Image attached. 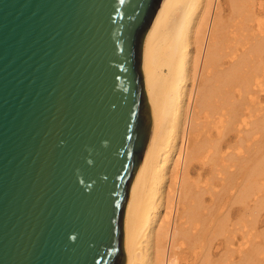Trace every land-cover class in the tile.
Returning a JSON list of instances; mask_svg holds the SVG:
<instances>
[{"label":"water","instance_id":"obj_1","mask_svg":"<svg viewBox=\"0 0 264 264\" xmlns=\"http://www.w3.org/2000/svg\"><path fill=\"white\" fill-rule=\"evenodd\" d=\"M162 0H0V264H126Z\"/></svg>","mask_w":264,"mask_h":264},{"label":"bare ground","instance_id":"obj_2","mask_svg":"<svg viewBox=\"0 0 264 264\" xmlns=\"http://www.w3.org/2000/svg\"><path fill=\"white\" fill-rule=\"evenodd\" d=\"M142 67L153 127L125 211L126 264H264V231L253 232L264 208V0H162ZM208 167L230 185L223 207L210 175L201 183Z\"/></svg>","mask_w":264,"mask_h":264},{"label":"rangeland","instance_id":"obj_3","mask_svg":"<svg viewBox=\"0 0 264 264\" xmlns=\"http://www.w3.org/2000/svg\"><path fill=\"white\" fill-rule=\"evenodd\" d=\"M262 102L264 103V99H263ZM263 103H262V104H263ZM235 157H236V156H235ZM237 158H238V157H237ZM238 159H239V158H238ZM238 159H237V160H238ZM239 161H242V160L239 159ZM233 162H234V161H233ZM234 163H235V162H234ZM239 163H240V162H239ZM239 163L236 162V163H235V164H236L235 167L232 168V169H236V170H238V171H239V170L241 171V168H240V167H242V165H240ZM238 164L240 165L239 168L236 167V166H239ZM242 164H243V162H242ZM207 171H208L209 173H208ZM211 172H213V171H211L210 167H208V170H206V172H203V174H202L201 176H199L200 178L202 177V178H201V179H202V182H201V183L207 185V183L210 182V181L207 180L205 177L210 175L209 178L211 179L212 184H215V185H213V187H214V188H215V187L217 188V186L220 187L219 184H221V182L223 183V181H222V180L220 181V180H219V177H218L217 180H219L218 182H220V183H218L217 180H215V178L213 179L214 175H213ZM206 173H207L208 175H207ZM198 174H199V171H195V173H193V178H194V177L196 178V176H197V178H198ZM199 175H200V174H199ZM209 178H208V179H209ZM205 179H206L208 182L204 183V182L206 181ZM214 180H215V181H214ZM211 182H210V183H211ZM216 182H217V183H216ZM217 184H218V185H217ZM222 186L224 187V189H223ZM225 186H226V185H223V184H222L221 187H220L222 191H221V194H220L221 196H219V200H218V202H219L220 199L223 197V194H224V198H225V199L223 198V200H222L223 202L221 201L220 203H218V205L221 206V207H223V205H225V203H226V201H227V199H228L227 196L229 195V193H228L229 189H227V188L225 189ZM227 186H228V185H227ZM227 186H226V187H227ZM228 187L230 188V185H229ZM216 188H215V189H216ZM218 189H219V188H218ZM222 193H223V194H222ZM208 196H209V194H208ZM222 204H223V205H222ZM237 204H238V203H237ZM237 204L234 203V210H233V216H235L234 219H236V220L240 217V213L242 214V212L239 213V211H238L239 208H240V207H238V206H240V204H238V206H237ZM235 205H236V206H235ZM237 214L239 215V217L237 216ZM236 217H237V218H236ZM259 220H260V221H259ZM259 220H258V223H257L256 227L253 229V232H254V233H256V232L258 233V232H262V231H264V208L260 211ZM256 237H258V238H257V239H258L257 241H260V242L263 241V239H262L261 236L258 235V236H256Z\"/></svg>","mask_w":264,"mask_h":264}]
</instances>
